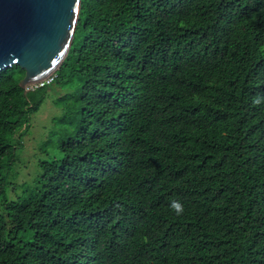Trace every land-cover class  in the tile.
Segmentation results:
<instances>
[{"label": "trees", "instance_id": "1", "mask_svg": "<svg viewBox=\"0 0 264 264\" xmlns=\"http://www.w3.org/2000/svg\"><path fill=\"white\" fill-rule=\"evenodd\" d=\"M23 76L0 70V264H264V0H81L52 80ZM49 92L60 156L7 199Z\"/></svg>", "mask_w": 264, "mask_h": 264}, {"label": "water", "instance_id": "2", "mask_svg": "<svg viewBox=\"0 0 264 264\" xmlns=\"http://www.w3.org/2000/svg\"><path fill=\"white\" fill-rule=\"evenodd\" d=\"M81 0H0V70L18 65L24 93L64 60Z\"/></svg>", "mask_w": 264, "mask_h": 264}, {"label": "rangeland", "instance_id": "3", "mask_svg": "<svg viewBox=\"0 0 264 264\" xmlns=\"http://www.w3.org/2000/svg\"><path fill=\"white\" fill-rule=\"evenodd\" d=\"M55 74V73H54ZM55 94L49 92L40 109L32 115L29 126L25 131L21 143L16 144L14 163L5 173L7 199H14L22 189V184H31L39 174V162L49 158H58L60 153L51 147L43 149L42 143L47 140L50 130L54 126L53 118L61 114V109L54 105ZM0 201V212L2 209Z\"/></svg>", "mask_w": 264, "mask_h": 264}, {"label": "clouds", "instance_id": "4", "mask_svg": "<svg viewBox=\"0 0 264 264\" xmlns=\"http://www.w3.org/2000/svg\"><path fill=\"white\" fill-rule=\"evenodd\" d=\"M170 208L174 210L177 215L183 212V205L178 200L171 201Z\"/></svg>", "mask_w": 264, "mask_h": 264}, {"label": "built area", "instance_id": "5", "mask_svg": "<svg viewBox=\"0 0 264 264\" xmlns=\"http://www.w3.org/2000/svg\"><path fill=\"white\" fill-rule=\"evenodd\" d=\"M53 76H54V74L51 75V76H49V77H47V78H45V79L42 80V81H40V82H38V83H36V84L30 86V88H31V87H36V86H41V85H44V84H46V83H49V82L52 80V77H53Z\"/></svg>", "mask_w": 264, "mask_h": 264}]
</instances>
